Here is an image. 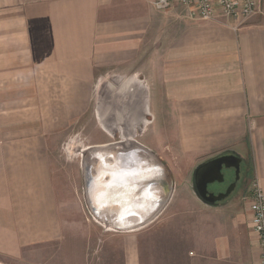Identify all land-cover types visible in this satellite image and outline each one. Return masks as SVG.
Returning <instances> with one entry per match:
<instances>
[{
  "label": "crops",
  "instance_id": "0c3cea01",
  "mask_svg": "<svg viewBox=\"0 0 264 264\" xmlns=\"http://www.w3.org/2000/svg\"><path fill=\"white\" fill-rule=\"evenodd\" d=\"M153 2L0 0V263H35L65 237L71 201L53 152L93 106L110 134L165 118L170 129H154L147 143L161 154L168 140L173 163L194 165L204 207L240 190L231 217L239 257L261 264L249 192L253 182L264 192V22L255 13L189 20L182 4L158 12ZM223 157L234 165L222 162L223 181L207 190L234 186L206 200L195 171ZM226 172L233 181L221 188Z\"/></svg>",
  "mask_w": 264,
  "mask_h": 264
},
{
  "label": "rangeland",
  "instance_id": "374dc122",
  "mask_svg": "<svg viewBox=\"0 0 264 264\" xmlns=\"http://www.w3.org/2000/svg\"><path fill=\"white\" fill-rule=\"evenodd\" d=\"M255 14L264 22V0H259ZM164 119L156 116L153 123L146 120V126L134 132L110 134L105 131L107 118L92 106L76 123L77 130L59 138L53 155L57 167L63 170L56 181L67 194V204L71 201L66 220L72 225L65 230L63 239L51 243L48 250L43 249L32 264H244L232 231L240 230V224L231 219L235 211L242 210L244 199L240 190L215 208L204 207L192 190L194 165H185L176 157L173 163V145L168 140L158 144L161 154L147 143L154 129L162 130L163 135L170 129ZM123 138H134L150 150L167 165L173 180L170 198L163 209L145 226L135 229H115L95 218L83 190V150ZM231 180L232 174L226 172L224 182L217 185L223 188Z\"/></svg>",
  "mask_w": 264,
  "mask_h": 264
},
{
  "label": "water",
  "instance_id": "95a60500",
  "mask_svg": "<svg viewBox=\"0 0 264 264\" xmlns=\"http://www.w3.org/2000/svg\"><path fill=\"white\" fill-rule=\"evenodd\" d=\"M83 190L91 214L115 229L145 226L169 200L173 180L166 164L134 138L91 145L83 150ZM234 165L232 157L212 160L195 171L197 191L206 200L228 195L208 192L207 183L223 181L221 163ZM2 264V263H0Z\"/></svg>",
  "mask_w": 264,
  "mask_h": 264
},
{
  "label": "built area",
  "instance_id": "2783aa9c",
  "mask_svg": "<svg viewBox=\"0 0 264 264\" xmlns=\"http://www.w3.org/2000/svg\"><path fill=\"white\" fill-rule=\"evenodd\" d=\"M175 2L183 5L179 16L189 20L223 16L240 22L256 12L259 0H154L153 5L158 12H166ZM249 210L252 229L259 238L260 263L264 264V192L257 182L251 185Z\"/></svg>",
  "mask_w": 264,
  "mask_h": 264
},
{
  "label": "flooded vegetation",
  "instance_id": "af4514ba",
  "mask_svg": "<svg viewBox=\"0 0 264 264\" xmlns=\"http://www.w3.org/2000/svg\"><path fill=\"white\" fill-rule=\"evenodd\" d=\"M233 181V180H232Z\"/></svg>",
  "mask_w": 264,
  "mask_h": 264
}]
</instances>
